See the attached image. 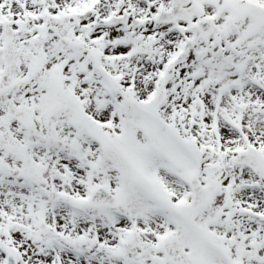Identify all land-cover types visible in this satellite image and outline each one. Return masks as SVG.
<instances>
[{
  "label": "snow or ice",
  "instance_id": "6c2138e0",
  "mask_svg": "<svg viewBox=\"0 0 264 264\" xmlns=\"http://www.w3.org/2000/svg\"><path fill=\"white\" fill-rule=\"evenodd\" d=\"M0 264H264V0H0Z\"/></svg>",
  "mask_w": 264,
  "mask_h": 264
}]
</instances>
